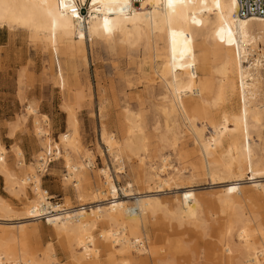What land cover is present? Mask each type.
Here are the masks:
<instances>
[{
	"label": "bare ground",
	"instance_id": "bare-ground-1",
	"mask_svg": "<svg viewBox=\"0 0 264 264\" xmlns=\"http://www.w3.org/2000/svg\"><path fill=\"white\" fill-rule=\"evenodd\" d=\"M135 3L0 0V29L25 33L46 54L68 116L53 140L47 117L24 106L38 147L29 163L0 140V177L23 206L16 215L0 197V264H176L185 250L180 234L210 226L217 242L203 255L213 264H264V19L239 18L237 0ZM87 43L133 65L121 76L137 101L131 106L123 94L113 132L99 99L107 159L97 144V169L76 119L91 105L79 76L89 71ZM53 161L76 206L53 204L42 189ZM126 166L130 181L118 188L112 170L117 177ZM201 179L220 188L201 196L193 188ZM41 219L55 247L28 244L25 231L39 223L21 221Z\"/></svg>",
	"mask_w": 264,
	"mask_h": 264
},
{
	"label": "rangeland",
	"instance_id": "rangeland-1",
	"mask_svg": "<svg viewBox=\"0 0 264 264\" xmlns=\"http://www.w3.org/2000/svg\"><path fill=\"white\" fill-rule=\"evenodd\" d=\"M89 71L84 74L80 68L79 76L82 81L86 77L87 87L82 85L86 101L91 105L84 108L83 112L76 114L78 122L79 140L83 148L93 152L95 166L102 168L103 163L100 156L95 152V146L100 144L102 150L107 154L104 146L100 142L99 133V113L98 102L104 97L107 110L103 120L109 124L111 131L118 129L117 119L119 106L122 105L125 97L131 106H136V96L130 94L128 89H123L122 74L130 72L132 66L129 61L121 55H111L104 48L95 45L93 48L86 44ZM50 70L48 57L39 49L29 43L26 34L21 31L10 32L6 28L0 29V140L7 149L17 146L23 154L26 163L32 161V156L38 150L35 137L32 134V120H23L25 105L32 103L36 106L39 115H45L48 119L47 124L50 130V137L56 140L58 135L65 131L67 124V113L62 108L63 95L57 86L50 80ZM141 90V87L138 88ZM104 91V92H103ZM118 105V106H116ZM147 105V103L145 104ZM208 133V132H207ZM63 166L60 161L51 162L47 171L43 173L42 189L47 192L53 204H63L68 201L71 206H76L77 201L71 188L64 187L62 183ZM115 184L118 188L123 187L130 181L129 169L126 166L125 173L118 174L112 170ZM249 182L244 180V185ZM194 190L201 196H206L209 192L220 188V185H211L206 179H201ZM175 190L164 191L161 197L168 198L173 195ZM0 197L16 213L21 214L22 202L10 194L5 189L3 178L0 177ZM256 204L262 203L255 200ZM253 202V203H254ZM264 212V208L262 209ZM23 223L37 222L38 228L35 232L26 230L27 242L35 247L37 244L57 245L52 228L45 222L25 221ZM190 228V227H187ZM183 231L182 229H179ZM34 233V234H33ZM183 241L184 252L179 254L181 257L176 264H213L203 254L207 250L213 249L211 243L217 242V232L215 226H210L206 234L198 231L187 230L184 235L179 237ZM57 249V248H56ZM64 263V261H63ZM65 264V263H64Z\"/></svg>",
	"mask_w": 264,
	"mask_h": 264
},
{
	"label": "built area",
	"instance_id": "built-area-1",
	"mask_svg": "<svg viewBox=\"0 0 264 264\" xmlns=\"http://www.w3.org/2000/svg\"><path fill=\"white\" fill-rule=\"evenodd\" d=\"M139 1L134 0L135 4ZM78 13L82 18L86 16L83 6L79 7ZM236 15L241 19H264V0H237Z\"/></svg>",
	"mask_w": 264,
	"mask_h": 264
}]
</instances>
